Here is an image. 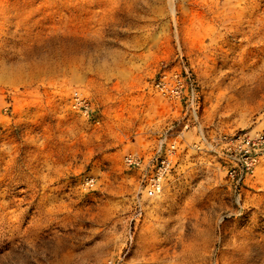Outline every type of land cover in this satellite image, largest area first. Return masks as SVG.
<instances>
[{
    "label": "rangeland",
    "instance_id": "374dc122",
    "mask_svg": "<svg viewBox=\"0 0 264 264\" xmlns=\"http://www.w3.org/2000/svg\"><path fill=\"white\" fill-rule=\"evenodd\" d=\"M239 130H264V0H0V264H264V157L237 187L217 143Z\"/></svg>",
    "mask_w": 264,
    "mask_h": 264
},
{
    "label": "built area",
    "instance_id": "2783aa9c",
    "mask_svg": "<svg viewBox=\"0 0 264 264\" xmlns=\"http://www.w3.org/2000/svg\"><path fill=\"white\" fill-rule=\"evenodd\" d=\"M153 86L160 95L169 99H177L180 102L184 100L185 96L191 95L194 105L193 117L197 118L199 105L195 102V86L192 81L183 80L177 73L170 74L167 71H162L154 80ZM78 100L77 98L75 102L79 105L82 101ZM217 143L225 156L228 178L237 187L244 184L245 180L254 174L260 159L264 157V130L257 132L235 131L232 134L219 137ZM175 152V144H171L166 154L149 159L148 164L150 163L151 170L146 173L144 178L152 194L161 192L164 179L173 169ZM124 163L127 167L138 169L146 166L145 160L141 156L132 153L124 157ZM95 183L96 180L92 176H86L83 179V186L87 189L93 188Z\"/></svg>",
    "mask_w": 264,
    "mask_h": 264
},
{
    "label": "bare ground",
    "instance_id": "6f19581e",
    "mask_svg": "<svg viewBox=\"0 0 264 264\" xmlns=\"http://www.w3.org/2000/svg\"><path fill=\"white\" fill-rule=\"evenodd\" d=\"M10 163V162H9Z\"/></svg>",
    "mask_w": 264,
    "mask_h": 264
}]
</instances>
